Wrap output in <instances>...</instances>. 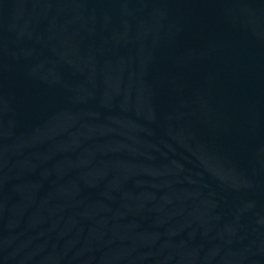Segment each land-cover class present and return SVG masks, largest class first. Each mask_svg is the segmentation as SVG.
<instances>
[{
  "label": "water",
  "instance_id": "1",
  "mask_svg": "<svg viewBox=\"0 0 264 264\" xmlns=\"http://www.w3.org/2000/svg\"><path fill=\"white\" fill-rule=\"evenodd\" d=\"M0 264H264V0H0Z\"/></svg>",
  "mask_w": 264,
  "mask_h": 264
}]
</instances>
